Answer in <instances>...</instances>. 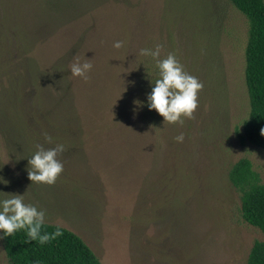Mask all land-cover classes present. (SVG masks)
Here are the masks:
<instances>
[{"label":"rangeland","instance_id":"rangeland-1","mask_svg":"<svg viewBox=\"0 0 264 264\" xmlns=\"http://www.w3.org/2000/svg\"><path fill=\"white\" fill-rule=\"evenodd\" d=\"M86 7L26 54L63 58V102L75 107L70 116L83 134L49 133L63 138L56 140L65 145L63 171L52 185L31 184L18 167L15 122L0 116V177L8 182L0 192L26 191L25 202L43 209L47 224L78 235L101 264H247L264 235L241 218V193L228 178L245 158L264 183V151L241 139L249 113L247 19L229 0H99ZM117 40L120 49L112 47ZM11 42H0V96L17 60ZM156 43L161 57L174 53L203 84L182 124L152 120L143 108L147 69L156 66L138 52ZM127 48L141 71L129 63L123 91ZM84 56L93 65L87 80L69 67ZM26 153L24 159L32 155ZM0 264H7L2 234Z\"/></svg>","mask_w":264,"mask_h":264},{"label":"trees","instance_id":"trees-1","mask_svg":"<svg viewBox=\"0 0 264 264\" xmlns=\"http://www.w3.org/2000/svg\"><path fill=\"white\" fill-rule=\"evenodd\" d=\"M97 1L99 0H6L5 4L2 3L0 42L9 44L12 41L13 48L17 50V54L15 53L17 60L15 65L7 67L9 77L6 80L7 87L1 89L0 116L5 121L10 119L15 122L12 129L18 140L17 154L21 157L18 167L25 171L28 157L23 158L24 152L28 151L30 155L36 150L37 145L50 146L49 143L46 145L43 132L58 135L57 133L62 134L63 131L67 139L68 134H83L76 115L70 116L73 110L76 112L75 107L68 101L63 102L68 88L65 86L66 79L63 75L65 67L63 58L41 61L26 54L33 52L38 42L65 24V17L67 18L69 14L77 16L88 8L87 5H93ZM229 2L248 22L244 49V83L249 113L243 123L241 139L264 151V135H261V129L264 128V0ZM128 51L127 48L126 68L121 74V79L118 78L123 91L125 82L122 77L124 72L126 74L129 63L136 69L139 66L138 61L129 58ZM5 66L3 63L1 68L4 67L6 70ZM11 67L15 70L13 71ZM156 71L155 67L153 70L147 69V82L144 80L143 108L146 117L152 120L158 114L155 110L147 108L146 95L151 91V82L157 78ZM53 138L63 141L62 136ZM77 143L82 144V141ZM228 178L241 193V218L264 235V183H259L250 162L245 158L232 165ZM55 228L56 225L45 223L42 231L52 233ZM60 229L61 234L46 244H39L37 241L26 242L23 230L12 236L2 235L7 264H101L78 235L68 229L62 227ZM247 264H264V241L253 243Z\"/></svg>","mask_w":264,"mask_h":264},{"label":"clouds","instance_id":"clouds-1","mask_svg":"<svg viewBox=\"0 0 264 264\" xmlns=\"http://www.w3.org/2000/svg\"><path fill=\"white\" fill-rule=\"evenodd\" d=\"M124 42L114 41L112 47L120 49ZM162 45L156 43L153 47L140 48L138 54L143 57H150L156 66L157 78L151 82V91L146 95V105L149 110L163 117V122L169 124L183 123L184 118L190 119L198 107V93L203 84L196 76L184 70L183 65L174 55L169 52L161 57ZM91 59L81 60L73 57L70 64V73L74 77L83 80L88 79V73L93 65ZM137 105L141 102L135 101ZM46 143L52 147L45 148L36 146V150L27 159V178L31 184L52 185L63 171V163L58 159L65 151V145L57 142L55 138L43 132ZM264 135V128L261 129ZM176 142H182L183 133L174 137ZM8 182L0 177V184ZM26 192V191H25ZM25 192L3 193L0 196V234L12 236L14 233L23 230L27 241H37L39 244H46L51 239L61 234L60 226L57 225L52 233L42 231L45 225V211L38 209L36 205L25 202Z\"/></svg>","mask_w":264,"mask_h":264}]
</instances>
